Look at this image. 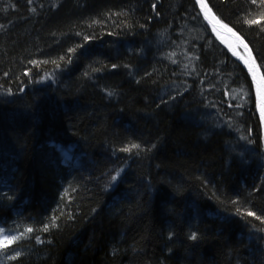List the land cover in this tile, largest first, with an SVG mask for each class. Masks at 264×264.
I'll return each instance as SVG.
<instances>
[{
	"label": "trees",
	"instance_id": "1",
	"mask_svg": "<svg viewBox=\"0 0 264 264\" xmlns=\"http://www.w3.org/2000/svg\"><path fill=\"white\" fill-rule=\"evenodd\" d=\"M205 1L264 76V5ZM0 236V264H264L253 86L192 0H0Z\"/></svg>",
	"mask_w": 264,
	"mask_h": 264
},
{
	"label": "water",
	"instance_id": "2",
	"mask_svg": "<svg viewBox=\"0 0 264 264\" xmlns=\"http://www.w3.org/2000/svg\"><path fill=\"white\" fill-rule=\"evenodd\" d=\"M193 3L195 4L202 20L203 23L205 24L206 28L208 29V31L211 33L212 37L215 39V41L233 58V60L239 64L248 74L252 86H253V90H254V95H255V100H256V109H257V115L259 118V122H260V126H261V130H262V135H263V139H264V119L261 118V114H260V110L257 107V103H258V96H257V82L253 80V76L252 73L249 72V68L248 66L245 64L244 60H242L240 57L243 56L245 58L248 57L249 55V47L246 44V42L235 32L233 31L229 26H227V28H224L223 25L224 24L222 21H220L212 12V10L209 8L208 4L206 3V1L204 0V4L206 5L205 7L201 6V3L199 2V0H192ZM210 10V12L208 11ZM206 12H207V18H206ZM213 17L215 19H213ZM216 20H218L220 23H216ZM215 29V30H214ZM228 29H231L232 31L229 32ZM233 33H235L236 35L234 36ZM237 37H239V39H237ZM241 41L243 43H241ZM247 45V50L245 49L244 45ZM233 52H235L236 54L234 55ZM251 53V50H250ZM251 57L253 58V60L255 61L252 53H251ZM255 68H256V73H257V80H259V78L262 75L256 61H255Z\"/></svg>",
	"mask_w": 264,
	"mask_h": 264
},
{
	"label": "snow or ice",
	"instance_id": "3",
	"mask_svg": "<svg viewBox=\"0 0 264 264\" xmlns=\"http://www.w3.org/2000/svg\"><path fill=\"white\" fill-rule=\"evenodd\" d=\"M199 2L201 3V6L202 7H205L206 8V5L204 4V0H199ZM252 2L253 3H257V0H252ZM259 3L261 5H264V0H259ZM208 11L210 12V10H208ZM207 15L208 14L206 12V18H207ZM213 19H215V18L213 17ZM247 22L249 24H259L260 23V20L259 19H253V20H249ZM216 23H220V22L218 20H216ZM223 27L224 28H227V25H223ZM262 30H264V29H262ZM228 31L231 32L232 30L231 29H228ZM233 35L235 36L236 34L233 33ZM237 39H239V37H237ZM241 43H243V42L241 41ZM244 47L247 50V45L246 44L244 45ZM233 54L235 55L236 53L233 52ZM240 58L242 60H244L245 64L249 68V72L252 73L253 80L257 82V96H258L257 107L260 110L261 118L264 119V76H261L259 78V80H257V73H256V68H255V61L251 57L250 50H249V55H248L247 58H245L243 56H241ZM139 147H140V145L133 144V145H131L130 148L126 147V148L122 149V151L128 152V151H131L132 148H139ZM115 179H116V177L114 176L113 177V180H115ZM247 215H249V216H255V213L248 212ZM45 230H47V226L45 227ZM31 231H33L31 228L26 229V232H31ZM191 238L192 239H196L195 234H193V236ZM17 239H18V237H15V236H12V237L4 236L3 239L0 240V246H4L5 244L12 243V242H14Z\"/></svg>",
	"mask_w": 264,
	"mask_h": 264
},
{
	"label": "rangeland",
	"instance_id": "4",
	"mask_svg": "<svg viewBox=\"0 0 264 264\" xmlns=\"http://www.w3.org/2000/svg\"><path fill=\"white\" fill-rule=\"evenodd\" d=\"M196 29V28H195ZM202 30V29H201ZM203 35H204V33H203ZM202 40V38H200V41ZM3 239V237L2 236H0V240H2Z\"/></svg>",
	"mask_w": 264,
	"mask_h": 264
}]
</instances>
